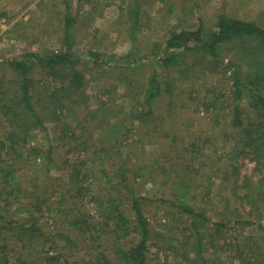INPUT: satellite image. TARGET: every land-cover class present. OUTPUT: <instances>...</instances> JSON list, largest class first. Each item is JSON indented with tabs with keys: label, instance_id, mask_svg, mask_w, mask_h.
<instances>
[{
	"label": "rangeland",
	"instance_id": "rangeland-1",
	"mask_svg": "<svg viewBox=\"0 0 264 264\" xmlns=\"http://www.w3.org/2000/svg\"><path fill=\"white\" fill-rule=\"evenodd\" d=\"M64 14L73 19L68 34L63 31ZM221 15L264 28V0H0V75H10L4 64L10 57L59 50L69 41L73 54L81 58L77 67L94 77L86 89L88 106L79 111V118L113 97L103 118L95 124L87 122L93 143L89 153L103 144L113 145L104 167L115 171L122 163L130 186L147 199L146 216L154 233L147 264H200L194 254L207 264H241L250 255L259 264L264 258V169H256L255 160L247 155L243 133L230 126L234 68L228 66L236 63L235 71L245 82L264 66V50L246 55L224 46L213 73L203 69L206 59L200 53H187L176 68L163 69L156 62L171 31L200 27L208 34ZM88 52L102 56L95 60ZM154 73L164 84V92L152 101L150 120L139 124L129 113L141 109L140 90L147 88ZM34 77L43 79L44 74L36 69ZM248 100L244 96L241 104L250 109ZM73 115L67 125H76ZM47 127L48 134L33 132L30 145L47 149L50 124ZM111 131L115 133L110 135ZM19 147L6 165L15 166L20 189H29L36 179L49 187L50 194L51 185L66 178L65 166L60 161L36 169L24 166L22 159H16ZM89 153L84 157L88 172L95 174L90 180L92 192L98 193L109 184L96 179L99 162L90 164L93 155ZM63 159L75 161L72 154ZM5 160L0 153V167ZM183 190L188 191L186 202L205 213L206 221L202 224L198 219L195 224L199 235L192 223L161 202H171ZM27 200L21 192L8 207L9 219L24 216L16 209ZM94 211L96 207L88 208L99 218ZM218 222L222 227L217 231ZM49 225L44 224L46 235L54 236L55 228L62 229L60 225L51 230ZM69 238L73 244L59 242L66 248L62 249L65 257L56 258L59 249H52L48 241L30 259L36 264H64L66 259L71 264L83 262L88 247L73 232ZM14 250L12 259L18 252L26 255ZM96 255L92 253V258Z\"/></svg>",
	"mask_w": 264,
	"mask_h": 264
},
{
	"label": "trees",
	"instance_id": "trees-1",
	"mask_svg": "<svg viewBox=\"0 0 264 264\" xmlns=\"http://www.w3.org/2000/svg\"><path fill=\"white\" fill-rule=\"evenodd\" d=\"M64 8L68 9L67 6ZM63 17V31L68 34L73 19L68 14ZM66 38L69 40L71 37L66 35ZM227 45L246 55L255 50H264V28L221 15L215 29L208 34H204L200 27L171 31L156 62L163 69L176 68L187 53H200L206 59L203 69L213 73L220 63L219 51ZM100 55L88 52V56L95 57V60ZM80 59L72 52V42L67 41L59 50L26 53L4 62L10 75H0V153L6 158L4 166L0 167V264H36L30 259L33 251L42 249L48 241L52 249H59L56 258L65 257L62 249L66 248L59 242L73 244L69 238L71 232L81 238L84 247H88L84 250L83 262L76 264H147L150 241L154 237L146 216L147 199L130 186L128 171L122 163L115 171L111 167H104L113 145L107 142L89 153L93 143L87 122L92 120L95 124L103 118V111L113 97L102 100L97 109L79 118V111L88 106L86 89L94 78L85 68L77 67ZM228 66L234 68L231 73L233 106L230 109V126L243 133L244 146L249 150L247 155L255 160L256 169H264V66L259 67L245 82L235 71L236 63H229ZM36 69L44 74L43 79L34 77ZM177 71L181 73L185 70ZM163 86L158 75L152 74L147 88L140 90L143 95L141 109L131 111L130 117L139 124L150 120L153 115L152 101L161 97ZM244 96L250 100V109L241 104ZM72 115L76 118L75 126L67 125ZM47 124L51 128L47 149L30 145L34 131L48 134ZM53 141L57 143L53 145ZM17 146L22 147L18 148L16 159H22L24 166L29 164L36 169L42 164L47 167L60 161L66 168V178L60 180L57 186L52 184L50 194L49 187H42L36 179L29 189H20L15 166L12 163L6 165ZM58 148L63 152L62 156ZM88 153L93 155L88 156L91 157L90 164H95L96 160L99 162L96 179H104L109 184L103 185L98 193L92 192L90 180L95 178V174L87 170L88 161L84 156ZM69 154L74 156V162L63 159ZM21 192L29 200L16 211L19 210L24 216L17 220L9 219L11 214L8 207ZM187 194L188 191L183 190L181 194L173 195L175 199L171 202L162 199L161 202L168 203L166 208L171 209L177 217L186 218L192 223L195 233L199 235L195 224L198 219L202 224L206 221L205 213L186 202L189 199ZM93 206L99 218L88 212V208ZM47 222H50L51 230L60 225L62 229L55 228L54 236L46 235L43 230ZM215 226L217 231L222 227L219 222ZM261 230L264 231V227ZM15 248L25 251L26 255L18 252L16 258L12 259L10 252H16ZM92 253L97 255L92 258ZM194 256L199 258L200 264H207L200 254ZM257 260L250 255L248 261L241 264H256ZM64 264L71 263L66 259ZM259 264H264V258Z\"/></svg>",
	"mask_w": 264,
	"mask_h": 264
}]
</instances>
